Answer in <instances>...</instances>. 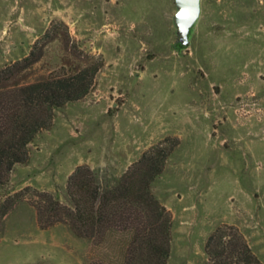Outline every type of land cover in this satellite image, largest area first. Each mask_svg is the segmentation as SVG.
<instances>
[{"label": "rangeland", "instance_id": "1", "mask_svg": "<svg viewBox=\"0 0 264 264\" xmlns=\"http://www.w3.org/2000/svg\"><path fill=\"white\" fill-rule=\"evenodd\" d=\"M200 4L181 47L172 0H0V70L34 45L42 56L28 81L102 63L0 186V264H120L128 234L41 229L32 194L70 206L78 166L106 188L159 144L174 145L151 187L171 217L167 264H207L205 243L221 227L264 264V0Z\"/></svg>", "mask_w": 264, "mask_h": 264}, {"label": "trees", "instance_id": "2", "mask_svg": "<svg viewBox=\"0 0 264 264\" xmlns=\"http://www.w3.org/2000/svg\"><path fill=\"white\" fill-rule=\"evenodd\" d=\"M41 56L42 48L34 45L21 61L0 70V186L15 165L26 163L28 145L40 131L50 128L55 111L84 98L102 67L101 62H91L69 73L28 81L22 73ZM172 146L159 144L144 152L113 186L106 188L100 186L89 167L78 166L66 183L70 206L35 191L32 205L39 227L62 223L77 238L90 240L101 239L109 231L126 233L130 240L120 264H167L171 217L151 187L162 173ZM29 190L16 193L12 199L16 201ZM3 206L0 204V218L7 212ZM204 252L207 264H262L232 227L216 229L208 237Z\"/></svg>", "mask_w": 264, "mask_h": 264}, {"label": "water", "instance_id": "3", "mask_svg": "<svg viewBox=\"0 0 264 264\" xmlns=\"http://www.w3.org/2000/svg\"><path fill=\"white\" fill-rule=\"evenodd\" d=\"M175 13L172 22L176 29L177 40L175 45L186 47L189 44V33L201 12V0H172Z\"/></svg>", "mask_w": 264, "mask_h": 264}]
</instances>
